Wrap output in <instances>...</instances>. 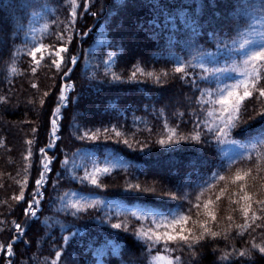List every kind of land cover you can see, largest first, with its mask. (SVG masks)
<instances>
[{
	"label": "trees",
	"instance_id": "trees-1",
	"mask_svg": "<svg viewBox=\"0 0 264 264\" xmlns=\"http://www.w3.org/2000/svg\"><path fill=\"white\" fill-rule=\"evenodd\" d=\"M76 2L72 22L71 0H0V264H52L57 251V264H152L158 252L173 264L177 256L180 264H264V253L252 247L264 246V213L255 202L264 199V160L256 166L257 154H264V116L257 115L262 105L255 92L245 100L237 127L226 137L251 150L227 159L221 139L205 125L206 106L200 101L204 83L197 67L208 55L221 59L234 51L252 21L264 19V0H88L87 10L85 0ZM61 34L64 41L58 39ZM38 45L47 52L36 53L37 60L44 57L39 66L28 55ZM61 46L68 51L61 53L64 61L57 70L51 60L58 58L50 52ZM181 65L187 66L186 74L174 72ZM136 67L154 77L137 74L129 79ZM63 82H70L72 89L61 109L59 140L47 151L52 160L39 218L29 220L24 210L41 172L40 149L48 144ZM166 124L177 129L174 139L179 142L167 143ZM113 128L123 135L116 137ZM97 130L98 139H80ZM196 131L199 142L179 140ZM161 139L164 145L157 143ZM29 149L32 155L25 160ZM105 162L114 166L107 174H96L99 187L83 179ZM238 169L251 173L233 184ZM220 175L224 181L218 180ZM25 178L24 199L17 201V181ZM137 183L156 191L127 188ZM245 192L252 197V226L239 235L242 230L236 225L245 222L240 209L248 203L240 199ZM70 193L92 198L93 206L84 205L81 211L61 207V198ZM209 199L212 203L205 210ZM197 203L199 210L193 208ZM115 205L165 216L191 209L192 220L206 221L221 235L206 237L192 249L175 243L149 248L135 235L143 223L108 209ZM253 212L262 219L252 223ZM192 220L185 227L198 234L199 225L193 227ZM115 223L127 230L112 228ZM16 224L24 232L11 244ZM8 244L10 258L4 254ZM240 252L248 254L242 257Z\"/></svg>",
	"mask_w": 264,
	"mask_h": 264
},
{
	"label": "snow or ice",
	"instance_id": "snow-or-ice-1",
	"mask_svg": "<svg viewBox=\"0 0 264 264\" xmlns=\"http://www.w3.org/2000/svg\"><path fill=\"white\" fill-rule=\"evenodd\" d=\"M88 0H85V10H87ZM71 7V20L72 22L75 21L77 16V2L76 0H71L70 3ZM95 15V13H93ZM59 40L64 41L65 37L63 34L58 36ZM71 41V37L67 38V42ZM252 42L245 39L243 43L239 45L240 49H247V46L250 45ZM46 46L41 45L40 47H35L33 50H30L28 52V55L32 56L35 64L37 66L40 65L41 60L44 59L43 55H41L40 59H36V53L41 51V48H45ZM68 49L66 46H61L58 49H56L54 52H50V55L54 57H59V59L53 58L51 60V64L56 67L57 70L61 69V64L64 61V57L61 56V53L67 52ZM70 61L72 64L76 63V57H70ZM242 64V70H240V66H233V67H226V68H214L212 69V73L217 72H238V75L242 77V79L237 80L235 83L231 85H225L223 88H218L216 90V98L211 101L213 104H219L220 105V116L215 117L213 110L212 112L208 113V116L214 117L215 119H219L220 122L223 124V127H209V132L216 133L217 139H220L221 137H226L229 135V131L232 128L237 127V123L239 122L241 118V112L244 105L245 100L250 99L253 97V93L255 92L257 95L255 97L257 103L261 104V110L258 111L257 115L264 116V86H259L260 81L264 79V45H261L257 48H251L247 49L244 53V58L241 61ZM189 66H195V65H189ZM201 68H204L203 64L198 65ZM186 67L184 65L177 66L174 69V72L176 73H183L186 74ZM205 71H208V69H204ZM33 73H35L36 68H32ZM71 69H68V71L64 72V75L67 76L68 72H70ZM13 72H15V68H13ZM137 74L144 75L146 77L152 78L154 77L153 72H145L144 69L140 67H136V69L132 72L129 79H136ZM162 75H167V73H162ZM113 78L116 80H119L120 77L113 74ZM155 79L159 81V76H156ZM34 88L37 87L36 84L32 85ZM71 87V85H65L64 89H61V94L59 97V102L61 104L66 102V98L64 96V91L66 88ZM243 89V92H239V89ZM48 93L45 92L44 96H47ZM208 95H211V93H208ZM2 99V98H0ZM41 104H43V100L40 101ZM208 101H205L207 103ZM246 111V109H243ZM61 108L58 106L55 108L53 112V119L51 120L52 125V136L55 137L56 132L58 131V120L60 118ZM226 114V115H225ZM165 128L167 130V143H174L179 142L178 140H175L174 138L177 136V129L176 128H168L167 124L165 125ZM35 131V129L33 130ZM105 132H108V129L104 130ZM112 132L115 133L116 137H121L123 133L116 130L115 128L111 129ZM200 132L196 131L190 136H180L179 140H192L199 142L200 141ZM91 139L96 140L99 138V130L97 132L91 133H85L83 136L80 137V139ZM28 144H32L33 141H27ZM124 144H128L127 140L123 141ZM157 143L164 145L166 141L164 139H161L157 141ZM231 143L235 144L236 141H231ZM261 144H264V140L260 141ZM53 145L50 143L48 147H52ZM131 146V145H129ZM253 148H256V145H252ZM40 152L43 154V160L41 161V164L43 166V171L40 173L39 178L35 180L36 185V193L33 194L32 201L28 204V208L25 210L26 214L35 215L36 212L33 208V205H38L39 201L35 199L36 195H42L39 192V188L44 184L45 177L49 169V164L51 163L50 158L47 156V153L43 148L40 149ZM32 153L29 149L28 155L25 156V160H28L31 157ZM251 159V156L248 157ZM264 160V154L258 153L257 154V168L260 167V161ZM66 163V162H65ZM25 173L28 171V167L24 169ZM110 168H97L94 173L86 175L83 179H88L93 185L100 186L98 184L97 175L96 173H109ZM251 173V169L248 171L243 172L241 174V170H237L235 173V177L232 180V183L235 184L237 181L243 180L246 176H249ZM219 181H224L225 177L220 175L218 176ZM18 184H20L21 191L18 196L13 197V199L20 201L24 199V191L23 189L27 186V179L25 178L23 181H17ZM214 187V185L212 186ZM241 191L244 189V185H241ZM127 188L132 191H140V192H155V188L151 187H142L139 183L137 184H128ZM207 191V189H205ZM226 191L225 189L220 190V195H223ZM204 195V192H201L200 196H197V201H200L201 196ZM175 198V197H173ZM220 199V196H217V200ZM241 200L246 201L248 203H245L241 207V212L244 217V223L240 225H236L237 229H241L242 231L238 232L239 235H243L245 231H247L248 228H250L252 225L249 223V210L252 208V197L248 195L247 192L244 193L243 196L240 197ZM258 205H260V211L264 213V199H259L255 201ZM212 203V201L209 199L208 201L204 202L203 207L205 210L208 209V205ZM233 203H236L233 201ZM93 205L89 204L88 207H92ZM72 208H75L77 211H81L84 206L80 205L79 203H74L71 205ZM193 208L200 209V204H194ZM131 215L133 217H136L138 220H147L151 218V222L153 224V227L151 228H145L144 226H141L140 229L136 230L135 235L140 239L148 243L149 248L154 247L157 244H160L163 242L165 245H168L169 243H175L179 248H183L184 246H187L189 249H192L194 245L199 244L201 241H203L206 237L215 239L221 235L220 232L212 231L209 227L206 226V221H199V220H192L191 215V209L189 210L188 214L184 213H176L173 214L171 217L169 216H151L145 215L143 212L137 213L132 212ZM197 217H199L200 213L197 211L196 213ZM206 215L210 216L213 221L216 220L215 214L212 212H207ZM227 219L229 221H232L233 217L228 216ZM262 219L261 216H257L255 212L252 213L251 221L252 223H255L256 220ZM192 220L193 227H195L197 224L199 225L200 231L199 233H195L192 228H186L185 225L188 224V222ZM112 228L120 229L122 227H125L121 223H115L111 225ZM257 227H260L261 225H256ZM17 231H22L21 225L16 224L15 225ZM229 228H231V225H229ZM125 230L126 227H125ZM225 239H227V236H224ZM67 237H65V241H67ZM253 248L258 249L261 253H264V246L258 245V244H252ZM4 246L0 245V249H3ZM166 250H169L166 248ZM7 253L8 255H12V245H7ZM247 252H240V256L247 255ZM61 253L59 251L56 252V260L52 261V264H57V261L60 257ZM226 259L227 257H223ZM164 257L161 256H155L152 257L153 264L155 262L164 260ZM180 257H175V264H180ZM167 264H173L172 260H168Z\"/></svg>",
	"mask_w": 264,
	"mask_h": 264
},
{
	"label": "rangeland",
	"instance_id": "rangeland-1",
	"mask_svg": "<svg viewBox=\"0 0 264 264\" xmlns=\"http://www.w3.org/2000/svg\"><path fill=\"white\" fill-rule=\"evenodd\" d=\"M247 39L249 41H251L252 43L250 45L247 46V49H251V48H257L261 45H264V19L261 17H257L252 21L251 26L249 27V29L244 32V34L242 35V37L236 42L234 43L235 49L234 51H230L226 54H224V56L221 59H217L215 57V55H208L206 57H204L203 59H200L198 62V65L203 64L204 68H201L197 65V67L199 68V73L198 75L200 76L201 80L204 83V87H203V92L202 95L200 97V101L202 102V104H204L206 106V114H205V125L207 128L209 127H223V124L220 122L219 119H215L214 117H210L208 116L209 112H212L213 110H215L214 112V116L215 117H219L220 116V105L219 104H213L211 103L212 100H214L216 98V90L218 88H223L226 84L227 85H231L233 83H235L237 80L242 79L241 76L238 75V72H217V73H212V69L214 68H226V67H233V66H240V70H242V64L241 61L244 58V53L247 49H240L239 45L241 43H243V41ZM41 45H38L37 47H40ZM41 52H45V54L47 53L45 48H41L40 52L37 53H41ZM59 59V57H57ZM107 65L110 66L111 65V61H107ZM208 69V71H205L204 69ZM65 85H71L70 82H63V84L61 85V89L65 88ZM72 89V85L69 88H66L64 91V96L66 98V102L61 104L60 102L58 103L57 107L59 106L61 109L65 108V106L67 105V98H68V93L71 91ZM239 92H243V89H239ZM208 93H211V95H208ZM61 94V92H60ZM205 101H208L207 103H205ZM55 110V109H54ZM226 115V114H225ZM54 118V117H53ZM61 119V113H60V118ZM58 120V122H59ZM58 131H59V126H58ZM58 131L55 134V137L52 136V125H51V131H50V136H49V141L48 143L52 144V147H48L47 145L43 148L45 150V152L47 153V151H50L54 148L56 142L59 140V135H58ZM221 142H222V150H223V155L229 159V160H234L237 159L239 157L245 156L248 154V152L251 150V147L249 145H244V144H240V143H231L230 140H228L227 137H221ZM46 148V149H45ZM42 154V153H41ZM47 156L50 158V160H52V157H50L47 153ZM43 154L42 157L40 158V165H41V172L43 171V166L41 164V161L43 160ZM113 163L111 162H105L102 164V166H100V168H105V167H109V168H113ZM49 169H50V164H49ZM110 169V171H111ZM96 171V169L92 170V173H94ZM40 172V173H41ZM50 172V170L47 172L46 177L48 175V173ZM96 174H101V173H96ZM103 174V173H102ZM86 175H88L86 173ZM46 177H45V181H46ZM39 178V177H38ZM45 183V182H44ZM36 186V185H35ZM44 184L39 188V192H42V188H43ZM34 193H36V187L34 189ZM33 193V194H34ZM42 194V193H41ZM33 199V197H32ZM32 199L27 203L25 210L28 208V204L32 201ZM35 199L39 201L38 205H33V208L36 212V214L33 216L31 214H27L29 215V220H37L39 218V213H40V202L42 201V195H36ZM93 199L86 197V196H81L75 193H70V194H66L64 197L61 198V203H59V205L63 208H71V205L74 203H79L80 205H87L89 203H93ZM109 210H112L116 213H124V215L126 214H130V216L133 218V216L131 215L132 212H137V213H141L143 212L145 215H148L149 217L151 216H165L160 214L157 211H143L141 209L138 208H128V207H122V206H118L115 205L112 208H108ZM24 210V212H25ZM173 214H176L175 212H171L169 215V217H171ZM26 215V212H25ZM131 218V219H132ZM136 218V217H134ZM137 219V218H136ZM143 223V226L145 228H151L153 227V224L151 222V218L147 219V220H140ZM15 228V233H16V240L18 241L20 239V237L22 236L24 230L22 231H17L16 227ZM166 246L163 242H161L160 244L155 245L153 248L158 249V246ZM161 249V248H160ZM164 249V248H163ZM5 257L10 258L12 255H8L7 253V247L5 248ZM156 256H161L164 257V260H160L155 262V264H167L168 260H170L165 253L163 252H158V254ZM7 264H10V262H8ZM153 264V261H152Z\"/></svg>",
	"mask_w": 264,
	"mask_h": 264
},
{
	"label": "bare ground",
	"instance_id": "bare-ground-1",
	"mask_svg": "<svg viewBox=\"0 0 264 264\" xmlns=\"http://www.w3.org/2000/svg\"><path fill=\"white\" fill-rule=\"evenodd\" d=\"M60 92H61V88H60Z\"/></svg>",
	"mask_w": 264,
	"mask_h": 264
}]
</instances>
